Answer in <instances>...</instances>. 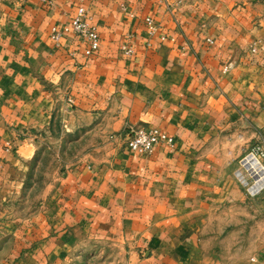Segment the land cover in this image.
<instances>
[{
	"label": "crops",
	"instance_id": "obj_1",
	"mask_svg": "<svg viewBox=\"0 0 264 264\" xmlns=\"http://www.w3.org/2000/svg\"><path fill=\"white\" fill-rule=\"evenodd\" d=\"M50 1L0 0V264H97L104 239L129 240L138 220L143 249L157 253L127 264H179L199 254L200 223L150 232L146 225L203 218L195 192L184 214L185 187L216 184L199 156L238 124L254 121L264 136V0H93L83 5L100 38L92 55L72 32L51 39L54 27L70 25L76 0ZM127 126L158 129L174 144L132 153ZM66 139L91 140L89 150L59 165L64 174L51 164L55 174L30 213L2 211L25 201L45 145ZM214 198L209 189L201 201Z\"/></svg>",
	"mask_w": 264,
	"mask_h": 264
},
{
	"label": "rangeland",
	"instance_id": "obj_2",
	"mask_svg": "<svg viewBox=\"0 0 264 264\" xmlns=\"http://www.w3.org/2000/svg\"><path fill=\"white\" fill-rule=\"evenodd\" d=\"M258 46L260 48V44ZM252 49L253 44L248 48L251 55L259 51L258 49L253 53ZM17 137L20 140L23 133L19 132ZM64 142L65 145L56 140L57 145L50 144V150L46 145L45 147L42 145L46 152H40L32 163V172L27 179L25 201L5 204L1 208L2 211L30 213L37 205L35 197L43 193L41 192L43 182L55 174L51 172V164L62 167L64 163L66 165L76 164L83 158L85 151L89 150L87 145H90L91 140L66 139ZM213 142L212 149L200 155L197 161L204 164L205 173L214 174L216 184L210 188L206 184L205 187H185V195L189 193V201L184 203V214L187 216L193 210V192H195L196 210L200 209V214H203L204 217L193 219L189 215L181 220L166 218L148 220L146 231L150 232L154 229L158 231L162 228L175 226V224L192 226L194 223H200V253L193 256L186 253L179 264H264V233H261L264 228V215L262 219L261 214L258 213V208H261V205L264 208V203H257V197L264 191L260 195L250 196L248 188L240 183L236 174L240 169L241 160L251 149L259 148L264 152V136H257L256 123L249 121L222 133L214 138ZM62 167L57 174L65 173V169ZM209 189L215 194L214 200L222 201L214 202L212 200L210 204L202 202V195H206ZM142 224V221L138 220V224L133 227L135 236L130 237L129 240L125 234L119 236V241L112 242L104 239L106 241L103 243L104 257L97 264H119L117 260L120 262L122 260V264H127L132 263L130 259L133 255L136 260L155 255L157 252L143 249L145 238L143 237L144 226ZM124 231H126V227L122 228L123 233ZM11 247L9 244L6 254L11 255ZM135 264H138L137 261Z\"/></svg>",
	"mask_w": 264,
	"mask_h": 264
},
{
	"label": "built area",
	"instance_id": "obj_3",
	"mask_svg": "<svg viewBox=\"0 0 264 264\" xmlns=\"http://www.w3.org/2000/svg\"><path fill=\"white\" fill-rule=\"evenodd\" d=\"M48 7L52 6V1L41 0ZM93 0H76V14L71 19L70 25L59 30L52 29L51 39L58 43L63 34L72 32L81 37L87 44V55H92L99 49L100 38L95 27L91 26L87 20V12L83 5ZM148 31L150 35L155 34L156 24L153 18L147 19ZM259 49L257 43L253 44L252 52ZM126 55L130 51L122 49ZM174 139L166 133L150 127H128L125 131V146L133 153L140 155H150L157 147L162 145L173 146ZM237 177L241 176L243 181L240 183L248 188L250 196H256L264 191V152L259 148L251 149L240 162V169L236 173Z\"/></svg>",
	"mask_w": 264,
	"mask_h": 264
},
{
	"label": "bare ground",
	"instance_id": "obj_4",
	"mask_svg": "<svg viewBox=\"0 0 264 264\" xmlns=\"http://www.w3.org/2000/svg\"><path fill=\"white\" fill-rule=\"evenodd\" d=\"M238 179H239L240 181H243V179H242V177H241V176H238Z\"/></svg>",
	"mask_w": 264,
	"mask_h": 264
}]
</instances>
